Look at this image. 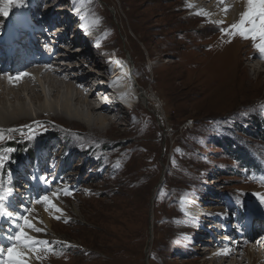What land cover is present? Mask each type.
I'll use <instances>...</instances> for the list:
<instances>
[{
	"label": "rangeland",
	"instance_id": "rangeland-1",
	"mask_svg": "<svg viewBox=\"0 0 264 264\" xmlns=\"http://www.w3.org/2000/svg\"><path fill=\"white\" fill-rule=\"evenodd\" d=\"M37 1L24 0V7H9L7 4L1 7L3 3L0 0V10L9 7L8 16L0 14V31L8 20L3 32H10L11 27L18 28L27 40L30 34L24 27L27 22H23L28 16L27 10L35 18L33 28L41 31L44 27L49 28L56 18L61 19V11L78 8L80 16L83 14L81 18L86 13L83 19H95L96 27L92 30L86 27V21L67 16L71 19L62 21V34H68L66 38H69L73 33L70 38L73 41L80 36H74V32L82 26L88 36L98 35L96 42L79 37V42L76 39L69 43L67 39L66 45L57 44L62 47L56 53L57 62H62L58 55L67 52V47L68 52L74 55L80 54L79 49L84 50L88 53L83 55V59L77 57V60L89 66L84 68L89 74L90 70L99 69L92 63L97 60V55L102 57L100 63L107 67L118 54L126 63L130 62L134 82L141 83V87L137 84L147 97V104H137L131 94L127 99L129 107L124 106L118 111L111 109L120 121L114 128L108 124V132L104 133H92L86 126L65 124L55 117L38 120L33 117L36 120H26L21 126L0 134V143L9 138V144L16 147L23 135L15 131L19 128L29 130L45 121L58 131L55 132L58 137L50 141L51 145L46 146L43 141L38 143V161L35 164L13 163L7 155L0 156L4 157L0 167V194L4 196L6 207L14 216L27 214L29 219L39 221L35 226L42 231L30 234L39 240L49 241L54 249L45 251L36 264H208L205 261L212 259L213 253L228 243L225 238L220 240L224 225L204 217L212 213L206 212L207 208L221 211L224 205L230 206L237 201L243 205L254 196V201L248 204L250 219L253 204L264 207V202L256 196L257 191L264 195V172L263 176L253 175L247 180L240 177L239 171L228 176L226 169L232 167L230 152L226 146L218 147L207 136V131L223 136L242 133L237 132L236 126H230L233 133L228 131L229 127L219 123L220 119L247 124L256 130L258 136L247 131L246 137L238 139H242L245 145L248 141L246 150L252 147L264 159V68L260 69L264 60H258L264 56L258 51V42L235 32L226 35L221 31L238 23L241 15L238 14L236 19V14H232L230 25L220 27L212 22V26L204 28L211 23L207 18L199 20L200 16L192 14L187 0ZM54 4L51 14L55 18L52 20L47 11ZM204 4L207 9L213 5L212 1ZM92 7L95 10L91 14ZM233 40L236 42L234 45L230 44ZM227 44L233 46L229 50L223 49ZM40 54L42 58L46 57V51ZM224 55L228 58L224 59ZM126 69L128 72L127 65ZM45 88L47 97H51L49 87L46 85ZM108 92L113 94L112 89ZM22 94L24 97L28 95L26 92ZM154 99L159 104L160 117L153 107ZM29 107L37 108L32 104ZM255 121L263 123L260 129L254 125ZM11 131H15L13 136L9 134ZM43 132L46 134L45 130L40 131L41 134ZM80 133L85 138L78 145L81 153H75L74 149L69 152L62 135ZM31 134L27 138H31ZM88 135L90 139L86 138ZM259 136L260 141L253 140ZM94 139L110 147L105 150L99 147L89 153L91 143L87 142ZM4 145L8 144L0 145V150ZM44 178L49 184L43 182ZM40 182L47 188L46 194L53 190L59 193L60 188L61 192L71 190L68 195L61 194L62 198L56 205L61 212H54V208L48 206L47 211L53 214L52 230L37 212L40 204L36 201L45 195L41 189L38 190ZM165 184L170 191L160 193L159 189L162 187V191ZM203 184L210 186V192L214 194L203 193ZM180 188L185 189L179 194ZM9 189L12 190L10 195ZM25 193L32 196L33 201L29 200L32 203L28 208L19 212L27 196ZM183 207L192 210L193 217L201 211L208 214H200V219L191 218L190 212H184ZM17 223L22 222L0 219V232L15 235ZM243 227L244 224L239 225L241 234L246 233ZM196 236L200 240L195 243ZM238 248L242 259L236 255L232 261L252 264L245 257L247 247ZM261 257H264V251ZM6 261L7 257L2 259L3 264ZM257 264H264V259Z\"/></svg>",
	"mask_w": 264,
	"mask_h": 264
},
{
	"label": "bare ground",
	"instance_id": "bare-ground-1",
	"mask_svg": "<svg viewBox=\"0 0 264 264\" xmlns=\"http://www.w3.org/2000/svg\"><path fill=\"white\" fill-rule=\"evenodd\" d=\"M187 1L189 5L188 9L190 8L189 10H191L192 14L200 16V18H198L199 20H203V18H207L209 23H211L210 25H207L204 28L212 26V22H216L218 25H220V27H222V25L224 24L230 25L233 19L231 17L232 14H236L235 17L237 19L238 14L241 15L243 12L247 10V0H203L202 1L203 4H201V0H187ZM210 1H212L213 5L209 9L205 8L206 6L204 3ZM34 2L38 3L37 0H34ZM2 3L3 4L1 5V7L6 6L5 0H2ZM196 5H201V7L199 8V6ZM54 6L55 4L48 7V11H47L48 14H51V11L52 9H54L53 8ZM222 6H226L227 8ZM61 9L64 8L61 7ZM94 10L95 8L92 7V9L89 12L92 14L94 13ZM27 12H28V16L24 17L23 22L24 21L25 23L27 22V25H29L30 27L34 25L33 23L35 21V18H33L29 14V10H27ZM201 13H203V15H201ZM84 14L87 15L86 13ZM51 15H52L51 18H53L52 20H54L55 15L54 14ZM27 18L29 22L27 21ZM83 18H81V22L86 21ZM68 19L71 18H68L66 16L65 18L61 19L60 20L61 25L58 28H54L56 27L55 24L57 18L56 20L51 22L50 27L54 29V31L57 30V34L54 35L55 39L53 38V36H48V38H45V41H47L48 43V47L44 48L43 45L41 51L42 52L46 51L45 54L46 57L42 58L41 54L30 53L26 56L21 54L18 57L17 61L15 62L10 61L6 63V65L3 68L0 69V134L8 132L12 130L14 127L21 126L22 125L21 123L26 120H31V121L36 120L33 117L37 118V120L39 118L41 119V117H47V118L55 117L58 118L60 121L64 122L65 124L74 125L76 127L86 126L89 130H91L90 132L92 133L95 132L104 133V132H108V129H106L108 124L110 128H114L117 125V123L120 121V118H116L114 116L115 113L113 111L111 112L110 108L117 109L118 111L119 109H123L124 106L129 107L130 102L127 99L130 98L131 94H132V98H134L135 101L141 104L143 103L147 104V97H145L143 93L139 101L140 94L139 93L136 94L135 91L136 87L134 88V83H135L134 82L135 79L133 78L134 72L132 75L131 74L132 69L130 65H128L129 63H126L124 59H119L117 58V56H115V58L113 59L114 70L112 71V73L101 74L98 73V71H96L97 69H95V70H90V73L86 74L85 72L87 71L84 68L85 66L88 65L84 64L81 61H78L77 57L83 59L85 57L83 55L87 54L88 52L84 50L80 51L79 49L78 51L80 54L74 55L71 54V52H68L69 48L67 47L65 48L67 52L60 53L58 55V60L62 59V62L59 61L57 62V58L55 59L56 53L59 49L61 50L62 48L57 44H60L62 46V44L66 45V43L68 42L74 43L76 39L79 42L80 39L83 38L79 36L80 39H78L79 37H77L73 41H70V38L73 36V33L69 38H66L68 34L62 35L61 30L62 27L64 26L62 21H66ZM220 21H223V23H220ZM96 24L97 23L95 22L94 18L93 19L90 18L88 21H86V27L91 28L92 30L96 27ZM4 25L5 24L3 23V26ZM44 28L46 30L49 29L47 27ZM74 36H78L77 31L74 32ZM97 36H98L97 34L94 35L95 39H97ZM90 39L93 38L90 37ZM234 40L233 42H230V44L234 45L236 43L234 42ZM52 42H55L56 45H54ZM229 45L227 44L226 45L227 47L223 49L228 48L229 50L233 46V45L230 46ZM48 48L50 49L48 50ZM102 50L103 48L100 49V51ZM227 53L228 51L225 54L227 55ZM47 54L50 57H48ZM101 58H98L97 55V60H96L97 62L95 61L92 63L97 64V66L100 68L103 65V63H100ZM227 58L228 56L224 55V59ZM231 58H233V56H231ZM52 59L55 60L51 61ZM126 65L129 68L128 72H126L127 71ZM263 68L264 65H261L260 69ZM25 72L28 73V75L23 76L19 80L15 79L17 74L25 73ZM98 75L101 78L100 80H102L101 86L103 87L102 89L99 88V90H97L96 93L89 94L90 92H92L91 86L89 85V80L94 82L95 77ZM102 76L104 77L107 76V77L102 78ZM9 77H12V79H9ZM104 81L107 83H105ZM137 83L141 87V83L140 82ZM46 85L47 87H49L50 92L52 94L49 95L51 96L49 98L47 97L48 94L44 90L46 89L45 88ZM104 86H107L106 88L107 91ZM39 88L41 89L39 90ZM108 88L112 89L113 94L108 92ZM24 92L28 94L27 97L23 96L22 93ZM119 100H121L122 103ZM96 102H102L104 107L101 108L97 107L94 104ZM30 104L36 105L37 107L35 108L36 110L30 108L29 107ZM153 107L155 108V110H157L160 117L161 116V114L159 113L160 107L156 99H154L153 101ZM130 109H134V107H130ZM36 128H41V127L37 125ZM109 130L111 131L112 129ZM15 131L17 133H19V131L21 133H24L22 129L21 130L17 129ZM15 131H11V133L9 134L13 136L15 134ZM8 140L9 138L5 139V141L1 142L0 145L3 144L10 145ZM39 185L42 186H40L39 188ZM39 185H38V190L41 189L46 194L47 188H45V185L42 182H40ZM8 186H10V184H8ZM60 189H59L60 192L59 193L57 192L58 198L56 197L52 198L55 205H57L58 202H60L59 200L62 198L60 194L61 193ZM52 192H54V190ZM25 194H27V196L25 195L23 199V206L20 208L19 212H24L28 208V205L31 204L33 201L32 196H29L28 193ZM262 194H263L262 191L261 192L257 191L256 196L257 197L264 196ZM29 200L32 201L29 203ZM206 200L209 201V199ZM249 200L253 202L254 196H252V199ZM155 202L156 200L154 199V203ZM41 203H39L40 205L38 207L39 209H37V212L40 214V216H42L43 221L47 223L49 225V228L52 230L54 224L51 222V216H53V214H50L49 213L50 211H47L49 209L48 207L49 205H46L44 203L41 204ZM183 210L184 212L189 211L190 215L193 216L192 210H189L187 207H184ZM73 211L77 213L76 209H73ZM251 211L253 213V216L258 214L262 215L256 218L258 221L264 219L263 206H259V204H253L251 206ZM54 212H55V208H54ZM206 212H212L210 213L211 215L212 214L214 215L215 213L218 212L216 216H211V218L217 220V222L222 216L221 211H212L210 208H207ZM204 215L205 214H203V216ZM194 217L195 218L198 217V219H200L201 216L199 215V213H197ZM5 220L9 221V219H5ZM30 221L33 224L39 222L34 218H30ZM10 224L11 222L8 223V225ZM215 228H218L216 230L218 232L219 226ZM250 233L252 234L251 239L244 238L239 240L241 241V243L238 244L239 245L238 247H240V249L241 248L244 249L245 247H247L246 250L247 256L245 257L249 258L252 264H257L259 260L264 259V257L263 258L261 257L263 256V251H264V235L260 236L257 230L256 232H250ZM7 237L8 235H3L0 232V249H6L8 246L11 245L12 242L9 241ZM220 238L222 239V241L224 240L225 238L224 232L222 233V236H220ZM195 239L196 242L197 240H200V238L197 236ZM228 240H230V238H225L224 241H228ZM238 247L237 248L234 247V245H231V243H228V245L227 244L223 245L221 246V250H219L218 252H214L213 258L205 261V263L227 264L226 262H231L232 264H237L232 260H233V256L236 255L238 256L237 258L241 257L242 259V256H240V254L238 253L239 251ZM5 257L6 256L0 255V264H3L2 259ZM36 260L37 259H35V257H32L29 261V264H36Z\"/></svg>",
	"mask_w": 264,
	"mask_h": 264
},
{
	"label": "trees",
	"instance_id": "trees-1",
	"mask_svg": "<svg viewBox=\"0 0 264 264\" xmlns=\"http://www.w3.org/2000/svg\"><path fill=\"white\" fill-rule=\"evenodd\" d=\"M8 21V20H6ZM220 124H223V126L225 127H229L227 130L232 132V127L230 126H236L237 132L242 134V135H236L233 136L230 133H227L226 135H222V134H218L217 132L214 131H207V136L211 137V139L214 140V142L217 144L218 147H224L226 146V149L230 152V158L232 161V167L228 168V166L226 168V173L228 176L230 175H234L233 173H237L239 171V175L240 177L244 178L245 180H247L248 177L253 176V175H258V176H263V172H264V162L263 159L261 157L257 156V153H255L252 150V147L248 150H246V145H248V141L247 144H243V140L242 139H238V138H243L244 136H247V131L250 132L252 135L254 136H258L255 131L253 130V128L251 129V127H249L247 124H241L240 122H236V121H229V120H223L220 119L219 121ZM259 124V125H258ZM255 126H260L263 125V123H258L257 121L254 122ZM41 128H32L29 130L24 131L22 137H20L18 144L15 146H11V145H4L0 150V156H6L7 158H11V162H26L29 161L32 164H35L37 162V153H38V146L36 145L38 142L40 141H45L46 142V146L51 145L52 140H55L58 135L56 133H58L57 129H55L54 127L50 126L47 123H42L40 124ZM234 128V127H233ZM262 129V128H261ZM41 130H45L46 134L43 132L42 134L40 133ZM56 132V133H55ZM29 133L31 134V138H27V135ZM62 133V132H60ZM233 133V132H232ZM45 134V135H44ZM262 135V134H261ZM45 136V138H44ZM48 139H47V137ZM63 136V137H62ZM59 135V138L62 137L63 140L66 142V144L68 145V150L69 152L72 151V149L75 150V153H81V151L78 148V145L82 144V142H84L83 140V136L82 134H74V135ZM220 136V138H219ZM89 137L91 136H87L86 138L90 139ZM260 136L256 139H253L254 141H260L259 140ZM85 139V138H84ZM262 139H264L262 137ZM261 139V140H262ZM90 145V149H89V153L91 152H95L98 150L99 147H101L103 150L107 149L108 147H110L108 144H105L104 146L102 144H104L102 141L98 140V139H94L93 141L88 140L87 142ZM118 145V144H117ZM114 147V146H113ZM9 149H11V151H8ZM13 149V150H12ZM113 149V148H112ZM71 150V151H70ZM233 151V153H232ZM9 153V154H7ZM72 153V152H71ZM164 186V185H163ZM162 188V187H161ZM182 189L185 188H180V190H178V193L180 194ZM203 193H210L211 195H213L214 193L210 192L211 187L210 186H205L203 184ZM168 190V192L170 191L169 187L164 186V189L161 191L160 189V193ZM159 193V195H160ZM246 194V193H243ZM204 195V194H203ZM244 215V213H243ZM245 216V215H244Z\"/></svg>",
	"mask_w": 264,
	"mask_h": 264
},
{
	"label": "snow or ice",
	"instance_id": "snow-or-ice-1",
	"mask_svg": "<svg viewBox=\"0 0 264 264\" xmlns=\"http://www.w3.org/2000/svg\"><path fill=\"white\" fill-rule=\"evenodd\" d=\"M5 3L10 6L24 7V0H5ZM9 7H5L0 10V14L3 16L9 15ZM203 15V13H201ZM223 23V21H220ZM226 35H231L233 32L237 33L245 39H251L258 42V51L264 56V0H247V11L243 12L240 16L239 22L234 23L227 29H221ZM28 73L17 74L15 79L19 80ZM12 79V77H9ZM2 138V136H0ZM8 151H11L9 149ZM4 157H0V167L3 166ZM45 184H49L47 178L43 181ZM71 190L62 191L60 194L68 195ZM11 189L8 190L10 195ZM53 197L58 198L57 192L45 194L38 198L36 203L43 202L49 205L50 208H55L56 212H61V209L56 207L53 202ZM261 202H264V196H260ZM30 211V210H28ZM0 219L18 220L22 223L15 224L17 229L15 235H9L7 239L11 241V245L6 249H0V255L6 256V264H29L32 257L39 260L45 251H54L51 248L50 242L46 240H39L33 237L30 232H41L42 230L33 224L27 214L14 216V213L6 207L4 203V196L0 194ZM42 245L48 247H41Z\"/></svg>",
	"mask_w": 264,
	"mask_h": 264
}]
</instances>
